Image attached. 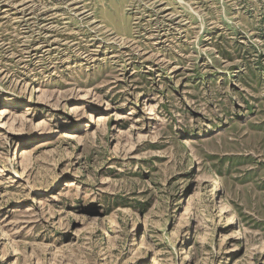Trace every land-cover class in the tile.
I'll list each match as a JSON object with an SVG mask.
<instances>
[{
	"label": "rangeland",
	"instance_id": "obj_1",
	"mask_svg": "<svg viewBox=\"0 0 264 264\" xmlns=\"http://www.w3.org/2000/svg\"><path fill=\"white\" fill-rule=\"evenodd\" d=\"M0 264H264V0H0Z\"/></svg>",
	"mask_w": 264,
	"mask_h": 264
}]
</instances>
